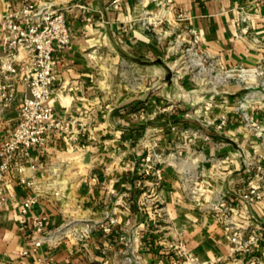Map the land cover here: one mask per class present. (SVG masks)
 <instances>
[{"label": "crops", "instance_id": "0c3cea01", "mask_svg": "<svg viewBox=\"0 0 264 264\" xmlns=\"http://www.w3.org/2000/svg\"><path fill=\"white\" fill-rule=\"evenodd\" d=\"M22 1L0 0V14ZM45 1L62 10L71 32L70 47L53 54L56 79L51 100L52 122L71 131H84L72 147L67 144L64 131L50 130L43 150L30 151L31 159L40 165L38 170H27L21 175L10 171L0 178V264H41L47 258L52 260L51 264H99L107 238L95 230L87 234L86 241H78L75 233L111 216L117 217L116 229L121 234L126 232L127 222L139 228L144 264H182L188 257L197 264H243L242 260L251 256H231L222 231L224 222L210 210L220 198L234 202L231 221L255 237L253 264H264V192L260 200L250 205L242 200L240 194L257 181L240 161L222 158L233 150L234 143L223 147L199 146L201 158L216 159L211 163H187L184 169L172 164L169 156L158 167L162 179L158 188L150 190L146 187L150 186L148 182L142 188L134 186L133 178L146 153L137 135L143 132L136 130L138 122L133 118L138 102L119 106L118 101L109 98L106 82L100 80L94 66L102 55L93 53L117 43L125 33H136L135 9L139 4L149 7V0ZM158 3L161 21L182 26L189 38L197 35L198 48L229 70H255L244 67L264 63V0ZM244 13L251 19L246 29L239 20ZM1 35L0 29V39ZM21 75L20 69L12 78L16 88L14 101L8 106L0 103V144L19 120V107L26 92ZM248 102L241 107L246 108ZM250 113L264 117V108L253 107ZM227 114L230 118L234 115ZM214 163L219 168L214 179L202 174V181L196 184L200 196L195 190L192 200L187 194L183 197L180 172L195 174L199 168L214 167ZM92 175L97 176V183L89 185ZM22 177L33 184L31 188L19 183ZM247 182V188L240 187ZM144 189L156 196L157 210L140 197ZM33 195L37 205L21 218L19 204ZM40 214L46 216L45 231L52 239L32 252L28 244V218ZM115 238L113 235L111 239Z\"/></svg>", "mask_w": 264, "mask_h": 264}, {"label": "rangeland", "instance_id": "374dc122", "mask_svg": "<svg viewBox=\"0 0 264 264\" xmlns=\"http://www.w3.org/2000/svg\"><path fill=\"white\" fill-rule=\"evenodd\" d=\"M147 3L149 7L139 4L135 9L136 33L126 35L124 32L117 43L93 53L102 55L94 66L100 80L106 82L109 98L115 103L118 101L119 106L138 102L133 118L138 122L136 130L143 132L137 135H140L146 153L133 178L134 186L142 188L148 182L150 186L146 187L156 189L162 183L154 186L155 176L141 174L147 158L155 171L169 156L172 164L184 169L187 163L199 164V160L211 163L216 159L201 158L199 146L216 144L223 147L234 143L233 150L222 158L240 161L256 178L257 182L240 194L242 200L247 205L260 200L264 192V117L253 116L250 111L257 106L264 108V63L244 67L255 70H241L240 67L229 70L230 67H224L217 58L198 48L199 41L189 38L182 26L161 21L158 0ZM245 101H249L248 105L242 108ZM228 112L234 115L227 117ZM147 132L152 136L145 135ZM213 166L206 169L198 166L195 174L181 171L182 196L187 194L192 200L196 196L195 190L199 195L196 184L202 181L201 175L214 179L215 172L219 171L215 163ZM247 185L248 182L242 183L240 187L247 188ZM252 187L257 189L260 198L249 202L243 196ZM150 190L144 189L140 197L157 210V198L150 196ZM222 202L226 206L234 204L222 198L216 200L210 210L217 219H221L218 212ZM232 215V212L226 214L221 221L231 219ZM241 230L243 241L248 242L253 235ZM252 244L247 243L242 252L233 254V246L228 243L231 256L236 259L251 256L242 262L253 264Z\"/></svg>", "mask_w": 264, "mask_h": 264}, {"label": "built area", "instance_id": "2783aa9c", "mask_svg": "<svg viewBox=\"0 0 264 264\" xmlns=\"http://www.w3.org/2000/svg\"><path fill=\"white\" fill-rule=\"evenodd\" d=\"M157 1V0H156ZM159 1V0H158ZM169 2L170 0H165ZM181 15V14H179ZM240 23L245 25L251 23L250 16L244 13ZM0 29L2 32L0 48V103L4 106L10 105L15 99L16 88L12 81L19 70L20 78L25 85V94L19 107V120L12 130V133L0 144V178L4 173L14 171L20 175L25 171H36L40 165L30 157V151L43 150L48 134L52 129L64 131L66 142L74 146L83 129L68 130L60 123L52 122L51 100L54 90L53 83L56 75L54 52L68 49L70 47L71 32L66 25L62 10L54 8L45 0H23L19 6L6 8L0 14ZM197 35L193 34L196 39ZM4 81H1V80ZM20 155L19 159L16 156ZM150 160L141 171L147 177L155 176L154 186L162 182L160 171L154 170ZM89 185L97 183V176L89 177ZM20 184L31 188L33 184L22 177ZM257 189L252 187L243 196V199L251 202L259 199ZM36 195L29 196L19 204V216L21 218L28 214L37 205ZM228 207V208H226ZM220 218L226 217L233 211L234 204L228 206L224 202L219 204ZM223 208V210H222ZM31 230L28 234L30 251L37 252L43 245L51 241V236L45 231L47 221L44 214L29 217ZM224 222V221H223ZM231 219L223 223L222 231L226 241L233 246L232 253L242 252L243 248L255 241V237L249 238L248 242L243 241V231L232 224ZM117 217H108L105 222L93 224L84 231H76L78 241H86L89 233L97 230L104 235L106 247L102 250V259L99 264H144L141 247L142 237L139 228H132L130 223L125 224L126 232H117ZM116 235L115 239H111ZM110 249V252H107ZM183 253V252H182ZM26 252L22 253L24 256ZM47 258L41 264H51ZM182 264H197L188 257Z\"/></svg>", "mask_w": 264, "mask_h": 264}, {"label": "bare ground", "instance_id": "6f19581e", "mask_svg": "<svg viewBox=\"0 0 264 264\" xmlns=\"http://www.w3.org/2000/svg\"><path fill=\"white\" fill-rule=\"evenodd\" d=\"M243 108V107H242Z\"/></svg>", "mask_w": 264, "mask_h": 264}]
</instances>
